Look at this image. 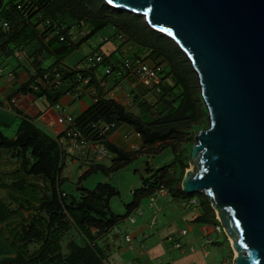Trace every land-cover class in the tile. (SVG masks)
<instances>
[{
	"label": "trees",
	"instance_id": "1",
	"mask_svg": "<svg viewBox=\"0 0 264 264\" xmlns=\"http://www.w3.org/2000/svg\"><path fill=\"white\" fill-rule=\"evenodd\" d=\"M108 15L126 19L127 15L132 14L115 10L103 0H11L8 3L0 0V44H4L2 46H5V50H9L7 57L12 56L16 50H24L30 42L32 45L33 40H38V47H34L31 57L36 56L38 52L41 56L42 52L47 56L55 57L56 60L49 69H42L40 67L42 60L36 59L37 61L34 62L38 68L37 72L32 77L31 83L24 87L22 92L36 98L46 97L53 101L55 98L50 90L54 88H37L35 90L32 85L36 79L51 73L55 68L63 73L64 84L67 86L72 84L70 89H73L76 85L71 81L75 80L76 72L73 70L62 71L59 68V63H62L76 47L102 30L109 23L105 19ZM137 17L140 19L139 16L133 14L127 20L114 23L116 29L121 32V34L118 32L120 37L123 38L124 35H127L129 44H136L140 50L145 51L146 55L148 54L146 58L141 59L143 63L146 64L147 61H150L153 64L152 67H155L160 65L156 62L157 57L166 56L170 59L171 64L164 68V72L167 71L168 75L174 71L180 72L182 68L177 64L174 54L175 49L178 50L177 46H174L175 43L165 35L157 33L145 25H139ZM71 21L74 22V25L78 23L80 26L82 23L93 21L97 23V28L75 43L68 25V22ZM3 22L9 23L8 31L1 27ZM56 31L58 33L54 34ZM63 36L64 40H61ZM27 39L30 40L29 43ZM25 42L27 44L23 46ZM180 53L182 54V52ZM104 56L116 61L120 60L113 57V54ZM126 59L132 60L131 58ZM136 59L140 60V58ZM92 83L97 86L96 79H93ZM98 90L101 88L99 87ZM139 106L143 107L148 114L140 117L130 112L129 108L113 100L102 99L100 102L94 103L93 107L82 115L77 123L83 128L98 120L115 122L116 127L125 123L132 126L141 135L144 146L149 147L148 151L155 154L163 152L170 145L164 144L160 151H151L150 147L154 144L165 143L173 136L181 137L185 134L176 126H170L164 130L156 128L149 119V114L154 113L153 110L149 109L146 102L141 101ZM156 108L158 113L163 110L159 106ZM173 109L171 108V110ZM104 138L105 136L94 135L92 141L101 142ZM103 144L109 152L115 155L112 165L109 168L102 165L95 166L80 177V182L99 171L106 175L119 171L137 159V152L129 153L115 145L106 142ZM1 150L11 151L14 158L22 161V169L26 176H38L43 179L49 194L45 193L42 199H38L36 187L31 185L32 192H34L31 202L28 200L25 202L34 214H32L31 221H25L21 225V230L18 229L19 227L16 228L10 236L5 231L12 226L8 220L13 213L8 211V206L5 203L0 202V224H7L4 226L5 228L0 226V264H105L104 253L95 245V241L98 237L108 233L121 220L126 219L131 211L137 208V203L142 197L150 196L163 186L170 198H196L186 195L181 189V183L189 164L185 163L182 156L176 153L171 165H165L155 172L152 171L153 175L144 182L147 189L136 190L133 193L134 201L127 205V215L118 217L112 212L110 202L114 197L119 196V191L111 184L99 183L90 192L80 189L84 193L79 199L67 195L61 190L60 160L62 156L60 147L52 136L45 133L32 121L24 118L14 138L4 136L0 130ZM17 189L21 193L25 192L22 193L23 195H27L25 186L17 185ZM38 202L39 204L36 206L35 203ZM29 207L28 209H30ZM210 222L209 217L198 220V223L201 224ZM71 228L77 230L88 245L85 247L73 245L70 251L64 255L61 241ZM93 230L97 231L96 234L93 233Z\"/></svg>",
	"mask_w": 264,
	"mask_h": 264
},
{
	"label": "water",
	"instance_id": "2",
	"mask_svg": "<svg viewBox=\"0 0 264 264\" xmlns=\"http://www.w3.org/2000/svg\"><path fill=\"white\" fill-rule=\"evenodd\" d=\"M141 16L188 59L209 126L181 183L203 195L234 264H264V0H103Z\"/></svg>",
	"mask_w": 264,
	"mask_h": 264
},
{
	"label": "rangeland",
	"instance_id": "3",
	"mask_svg": "<svg viewBox=\"0 0 264 264\" xmlns=\"http://www.w3.org/2000/svg\"><path fill=\"white\" fill-rule=\"evenodd\" d=\"M4 1L5 3H8L11 0ZM132 15H127L126 17L128 18L126 19L115 18L113 15L106 16L105 19H107L109 23L102 30L90 37L89 40L76 47L72 53L64 59V63H59V68L65 72L70 69H75L80 63H83L89 55L102 53L108 56L114 51L118 52L123 42L124 45L130 46L131 44V47L128 49L127 58H131L132 60H136V58L143 60V58H146L148 54L146 55L145 51L140 50L136 44H129L130 41L127 35H124V37L121 38L119 35L121 32L114 26L116 21L120 22L127 20L129 17H132ZM139 17L140 19H138V17L136 18L139 22L138 24L148 27L144 19L141 16ZM68 25L73 36L72 38L75 42H77L79 38L81 39L83 36H86L93 29L97 28V23L93 21L89 23H82L81 26L78 23L74 25V22L71 21L68 22ZM29 41L30 40L27 42L29 43ZM33 42L34 43L32 45L30 42L28 46L26 45V42L23 44V46L26 45L25 50L28 54L32 52L35 46L38 47V40H33ZM178 50L181 52L179 48ZM178 50L175 49L174 54L177 64L180 65V68H182L180 72L176 73L174 71L172 74L168 75L167 71L164 72V68L171 64L170 59L166 56H158L156 62L163 67L159 87L161 85L162 86L157 88L158 90H149L144 86H140V88H142L139 92L140 96L138 93L136 94V91L138 90L135 91V89L127 91L126 93H129L128 98L130 99V102L133 101L132 107L129 108L133 113L139 115L140 117H143L146 113L148 114V112L144 111L143 107L139 106V103L142 100V102H146L149 109L154 112L149 114V119L152 125L161 130L170 126H176L185 134L181 137L177 135L173 136L165 143H156L150 147L151 151H160L164 144L170 145L163 152L156 154L151 153L152 156L150 157L141 152H137V159L123 169L112 172L109 175L99 171L82 182H80V177L82 176V173H85L84 171H86L87 167L91 169L92 167L102 165L109 168L112 162L109 158H107V155L102 156L103 152L101 151H103L104 148L98 144H94L97 146L95 149H91V147L88 148L85 151V154L81 155L77 159H74V155L69 153L60 160V179L62 180L61 190L63 192L79 199L84 193L83 190L80 189L90 192L93 191L99 183L111 184L119 191V196L114 197L110 202L112 212L118 217H125L128 212L127 205L134 201L133 191L142 188V168L145 167L147 161L149 162V166L151 168L158 170L165 165H171L174 162V154L176 153L177 155L182 156L185 163L189 164V168L186 172L192 169L189 160L190 147L194 145L196 135L201 130L208 128L209 118L201 98L198 78L186 56L183 53L181 54ZM36 59L42 60L40 65L42 69H49L56 61L55 57L49 55L47 56L42 52L40 56V53L38 52L36 56L31 57V64L25 57L20 60H18V58H12L10 62H20L29 70L34 72V61ZM99 73L101 76H104L105 69L100 68ZM7 75L8 72L3 71L1 77L7 79ZM111 78L112 77L107 78L109 86L112 85ZM48 103L49 102L46 98H43L42 100H39L37 104L44 106V104L48 105ZM156 106H159V108L162 107V112H156ZM171 108L174 109L171 110ZM41 109L43 108L41 107ZM20 121V116L17 117L13 113H7L0 109V130L4 136L14 138ZM147 149H149V147ZM83 163H85L86 168H83ZM13 182H16L14 184L16 186H11L13 185ZM27 183H31V185L36 187V197L38 199H42L45 193L49 194L46 189V183L43 179L38 176H31V179L29 180L23 172L22 161L14 158L11 151L1 150L0 202L5 203L8 206V211L13 213L12 217L8 220L12 223L11 227L14 225H17L16 227H21V225L25 222V215H29V213H24L28 212L27 202L25 201L28 200L31 202V197L34 192H32L31 185H28ZM2 184H7L11 188H3L1 187ZM17 185L25 186L27 189V195H23L22 193L25 192L21 193L17 189ZM195 197L200 201L201 206L199 208L190 207V209H184L180 204L172 201L171 198H169L171 199L170 202L166 201V199H164L161 194L157 192L154 195L156 203L154 204V202H152L154 208L150 209L148 206L152 197L144 196L140 199V207L138 210V212H142V215L138 216L136 212L133 214V216L137 219V223L135 225H129L125 220H121L115 226L116 229L121 231L120 238L123 244H125V233L127 232L131 234L135 228L141 225V223L153 227L152 230L146 231V234H149L150 236H152L154 232L159 231L163 233V236H165L168 234L167 228L171 225L173 226V234L179 238V242L186 248V252L183 253L182 251L175 249L174 244L167 241L161 243L160 239L153 237L151 240L145 242V245L148 247L147 253L144 256L139 255L140 257L136 264H159V260H162L163 263L169 264H222L224 260L233 258L234 253L229 238L225 234L224 230L222 232H213L209 236L212 238V243H210L208 242L209 237H204L203 230L205 229L202 230L205 225L192 222L191 218L198 213L202 214L204 210L206 213L205 217H209L211 219V222L207 224L209 227H214L216 219L219 220V217L212 210L208 199L205 196L195 195ZM35 204L38 205L39 202ZM158 207H161L162 211H158ZM154 218L158 222L157 225L152 223ZM0 226L4 227V225L1 224ZM184 229L187 230L188 233L186 236L181 237L180 233ZM7 230L9 231V227ZM11 232L12 231L8 232L9 236ZM73 245L85 247L88 243L77 230L71 228L61 241L63 254L66 255ZM31 247L34 246L31 245ZM189 247H194L195 251L191 252ZM111 251L108 254V257L104 258L105 264H133L132 260L135 257L133 255V251L122 252V255H120V252L117 249ZM206 252H208V256L205 255Z\"/></svg>",
	"mask_w": 264,
	"mask_h": 264
},
{
	"label": "crops",
	"instance_id": "4",
	"mask_svg": "<svg viewBox=\"0 0 264 264\" xmlns=\"http://www.w3.org/2000/svg\"><path fill=\"white\" fill-rule=\"evenodd\" d=\"M81 36H83V35H81ZM84 37L85 36H83L81 39L79 38L77 42L81 41ZM77 42H75V43H77ZM123 43H122L120 49L118 50V52L114 51L111 53V54H113V57L118 58V59L127 58L126 56L128 54V49L130 48V46L124 45ZM2 45H4V44H0V71H2V72L6 71V72H8V74L9 73L14 74L16 76V79L13 82H9L4 77L3 78L1 77L2 79L0 78V109L4 110L7 113H13L17 117L20 116V119H21L20 124L24 118L32 121L40 129H42L45 133L49 134L52 137H53L52 131L50 130L48 123L50 120L54 119V117H55V109L53 106L56 103H59L63 107V109H65L67 111L71 120L77 122L78 119L82 115H84L89 109H91L93 107V105H94L93 99H94L95 95H100L102 98L107 97L108 95H109V97H111V96L124 97L126 95L127 91L135 89V91L138 90V91H136V94L138 93L140 96L139 92L142 90V88H140V86H142V85L139 84L134 78L129 79V80H127V79H122V80L114 79V82L112 80L111 86H109V82L107 81L108 82L107 88H101L100 87L101 90H98L99 89V86H98L97 88L94 89V91L87 90L82 95H77V93L74 89H70L71 86H67L66 84H64L59 89L54 88V89L50 90L52 92V94L54 95V98H55L53 101H50L46 97L36 98L31 94H23L22 89L31 83L32 77L36 74L38 68H37V66L34 65L35 70L33 72V71L29 70L27 67H25L24 65H22L20 62L19 63H16V62L11 63L10 60L12 58H18V60H20L23 57H25L28 59V62L31 64V60H30L31 59V56H30L31 53L28 54L25 49H24V51H22V49H21V50L14 51L12 56L7 57V52H9V50L8 49L5 50V48H4L5 46H2ZM146 64L149 65L150 67L153 66L152 62H150V61H147ZM70 70L72 71L73 69H70ZM119 85H120L121 89L115 90L114 88L116 86H119ZM68 87H69V89H68ZM108 90H111L110 94H107ZM122 91H124V92H122ZM43 98H46V100L50 103V104L48 103L49 106L46 104H44V106L37 104L39 102V100H42ZM139 100H141V99H139ZM41 107L43 109H41ZM130 112H132V110H130ZM133 114H135V113H133ZM18 128H19V126H18ZM137 134L138 133L135 131V129L132 126L127 125L125 123H121V124L117 125V127L114 130L107 133L105 135V138L103 141H101V142L93 141L91 143V149H95V147H97L94 144H98V145L102 146L104 148V150L102 149L103 151H101V152H103L102 156L107 155L108 156L107 158H109V160H111V162L115 158V155L112 154L111 152H109V150H107L105 144H103L104 142L115 145V146L119 147L120 149H122L126 152H129V153H134V152L140 151L141 153L147 155L148 157L152 156L151 152H149L147 147L144 146L141 136L139 137ZM133 147H136V150H134ZM99 158H101V157H99ZM74 162L77 163L76 161H74ZM92 168H94V167H92ZM89 170H90V168L87 167L86 171H89ZM86 171H84V172H86ZM142 171H143L142 188L147 189L144 182L146 180H148L153 175L152 171L155 172L156 170L151 168L149 166V162L147 161L145 164V167L142 168ZM144 173H145V175H144ZM83 174L84 173H82L81 175H83ZM27 178L30 180L31 176H29V177L27 176ZM15 183L16 182H13L12 184L14 185ZM27 184L31 185V183H27ZM1 187L6 188V189L11 188L7 184H2ZM142 188H140V189H142ZM137 190H139V189H137ZM134 191H136V190H134ZM134 191H133V193H134ZM157 192H158V190H155L150 196H148V197H152L150 200L151 202L149 203V206H148V208H150V209L154 208V205H152V202H154V204L156 203L154 195ZM162 197L164 199H166V201H168V202H170L172 199V201L176 202L177 204H180L184 209H190V208L183 206V204H182L183 200L182 199H173V198L169 199V198L164 197V196H162ZM28 207L29 206H27V209H28ZM136 207L137 208L140 207V200L138 201ZM157 210L162 211V208L158 207ZM32 211L33 210H31V208H30V209H28V212H24L25 214L29 213L28 216L27 215H25L26 217L24 216L25 217L24 221H27V222L31 221L32 214H34ZM205 215H206V213L204 210V212L202 214L198 213L197 215L193 216L191 218V220H192V222L198 223V220L204 218ZM123 220H126V219H123ZM157 224H158V222H157ZM157 224H155V225H157ZM5 225H7V224H5ZM204 225L205 226L202 228V230L205 228H207L206 230H208V231L211 230V227H209L207 224H204ZM16 226L14 225L11 228L9 227V231H13L16 228H18ZM21 228L22 227H19L18 229L21 230ZM170 228H173V226L170 225L167 228L168 234L170 233V230H169ZM114 229H116L115 226L108 233L98 237L97 240L95 241V245L102 251V253H105L106 251H109L111 249L110 245H111V240L113 239V236H114V231H115ZM152 229H153L152 226L141 223V225H139L137 228H135V230L132 231L131 234L129 233L132 236L133 240L131 243H129V244L125 243L124 245L127 246L126 252L133 251V253H134L133 255L135 257L132 260L133 264L137 263L140 256H144L147 253L148 249L145 251L141 248V245L143 244V239L145 236L148 237V239L146 241L151 240L153 237H157L158 239H160L161 243L162 242L164 243L167 241L168 234L163 236V233H161L160 231L154 232L152 234V236H150L149 234H146L147 230L149 231ZM9 231H5V232L8 233ZM96 232H97L96 230H93L94 234H96ZM126 234H127V232L125 233V235ZM204 234H205V231H204ZM124 239H125V237H124ZM119 252H120V255H122V252L121 251H119Z\"/></svg>",
	"mask_w": 264,
	"mask_h": 264
},
{
	"label": "built area",
	"instance_id": "5",
	"mask_svg": "<svg viewBox=\"0 0 264 264\" xmlns=\"http://www.w3.org/2000/svg\"><path fill=\"white\" fill-rule=\"evenodd\" d=\"M1 27L4 30H9V23L3 22L1 23ZM58 31H56L54 34H57ZM71 33V32H70ZM61 40H64V36L61 38ZM104 68L105 73L104 76H101L99 73V69ZM163 71V67L161 65L150 67L149 65L143 63L141 60H129L126 58L120 59V60H113L111 58H106L103 54L97 53L94 55H89L86 57L85 61L83 63H80L75 69H73V72H76L75 74V80L71 81L75 87L73 89L76 91L77 95H82L87 90H92L99 86L101 88H107L108 82L107 78L112 77L111 79L114 82V79L116 80H122V79H135L139 84L144 86L145 88L149 90L157 89L159 88V85L161 83V72ZM2 71H0V77H1ZM16 76L14 74L9 73L7 75V80L9 82L15 81ZM96 79V84L92 83V80ZM76 82V84H75ZM78 83V84H77ZM92 83V84H91ZM64 85L63 80V73L59 71L57 68L53 69L51 73H48L44 75L42 78H38L35 80L33 86V89L37 88H60ZM73 86L72 84H70ZM91 85V86H90ZM90 86V87H88ZM112 89V88H111ZM115 90H120L121 87L116 86L114 88ZM158 90V89H157ZM111 90L107 91V94H110ZM129 94L126 93L124 97H115L109 95L107 97H100L98 95H95L93 102L98 103L102 99L106 100H113L127 108L132 107L133 101L130 102V99L128 98ZM112 98V99H111ZM55 109V117L54 119L50 120L48 123V126L50 130L52 131L53 138L57 141L61 156L64 157L65 155L71 153L74 155V159L79 158L81 155L85 154V151L91 147L92 137L95 135L97 136H105L107 133L111 132L116 128L115 122H107L104 120H98L90 123L86 128H83V126L79 125L76 121H73L70 119L69 114L63 107L56 103L54 106ZM139 137L141 136L139 133L137 134ZM134 150H136V147H133ZM83 168L85 167V163H83ZM158 192L167 198H170L167 190L162 186ZM183 206L190 208L195 207L199 208L201 206L200 201L197 198L190 197L182 199ZM139 208H135L131 211L129 216L126 218V222L129 225H135L137 223V219L133 216L134 212L138 214V216L142 215V212L139 211ZM152 223L155 225L157 224V221L155 219L152 220ZM216 224L214 227H211V230L205 231V236H210L213 232H222L223 227L221 226L219 220L216 219ZM114 236L111 240V249L109 251H106L104 253V257H108V254L111 250H119L121 252H124L127 250V246L123 244L121 241L120 235L121 231L119 229H114ZM170 233L167 236V241L169 243L174 244V248L177 250L182 251L183 253L186 252V248L182 243L179 242V238H177L173 232L172 228L169 229ZM188 233L187 230H182L180 233L181 237L186 236ZM148 239L147 236L143 239V244L141 245V248L143 250H147L148 247L145 245L146 240ZM133 240L132 236L127 233L125 235V243L129 244ZM208 242L212 243V238L209 237ZM189 250L191 252H194V247H189ZM206 256H208V252L205 253ZM159 264H169V263H163L162 260H159ZM222 264H234V260L232 259H226L222 262Z\"/></svg>",
	"mask_w": 264,
	"mask_h": 264
},
{
	"label": "snow or ice",
	"instance_id": "6",
	"mask_svg": "<svg viewBox=\"0 0 264 264\" xmlns=\"http://www.w3.org/2000/svg\"><path fill=\"white\" fill-rule=\"evenodd\" d=\"M108 2L111 4L112 3V0H108Z\"/></svg>",
	"mask_w": 264,
	"mask_h": 264
}]
</instances>
